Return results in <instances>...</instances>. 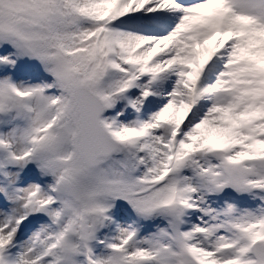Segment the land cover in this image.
<instances>
[{
	"label": "snow or ice",
	"instance_id": "snow-or-ice-1",
	"mask_svg": "<svg viewBox=\"0 0 264 264\" xmlns=\"http://www.w3.org/2000/svg\"><path fill=\"white\" fill-rule=\"evenodd\" d=\"M0 264H264V0H0Z\"/></svg>",
	"mask_w": 264,
	"mask_h": 264
}]
</instances>
